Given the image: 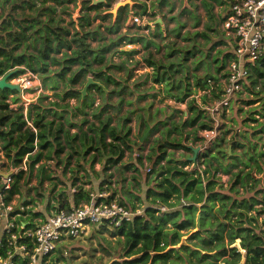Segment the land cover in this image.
<instances>
[{
  "label": "trees",
  "instance_id": "16d2710c",
  "mask_svg": "<svg viewBox=\"0 0 264 264\" xmlns=\"http://www.w3.org/2000/svg\"><path fill=\"white\" fill-rule=\"evenodd\" d=\"M213 1L219 3L220 6L225 4L223 0ZM72 2L74 1L43 0L42 3L45 5L41 6H37L34 0H8L5 3V15L0 22V77L8 71L23 65L34 74L36 72H46L48 60L52 58L50 55L58 54L60 50L65 49L71 51V53L64 52L62 59L56 57L51 59L54 66L60 67L58 72L55 73V78L63 80L64 76L71 72L68 80L74 86L77 84L83 86L87 77H93L94 80L103 84L105 89H108V85L112 84L116 89L109 92L108 98L116 91L117 94H120L127 89L130 91L129 94L138 93L141 98H146L148 97L146 95L147 90H154V85L165 83L166 86L162 92L154 90L150 97L161 96L173 99L177 103L186 102L188 111V117L180 123L171 124V128H194L197 124L200 126L199 129L208 127V124L203 121L204 111L190 97L196 91L206 89L208 80L216 82L217 74L224 69L223 59L220 66L215 65L219 63L220 55L218 54L220 51L216 52V55L211 58V62L208 60L211 50L217 46L216 43L209 47L204 57L193 55L192 46L196 43L191 44L192 46L190 45L183 55L181 54L182 49L175 48L174 44L169 46L170 52L166 53L162 59L155 58L150 52L147 57H144L143 62L147 67L152 68V74L150 76L148 74L143 75L142 83H135L134 87L130 88L125 78L110 73L112 69L117 72L122 71L123 68H126V63L102 67L106 62L105 54L116 50L117 54L131 57L139 52V50L120 51L119 47L122 43L125 45L142 43L145 49L153 46L157 51L159 50L158 45L142 35H123L117 36V39H109L108 45H99L96 49H92L88 39L90 41H96L97 38L101 41L106 39L101 31L116 35L121 28V22L125 21L123 14L126 13L128 8L119 10L114 23L111 22L104 28L98 25L96 29L85 32L83 27L90 28L91 19L88 15L83 14L79 18V32L75 29L73 21H69V24L73 27V34H71L70 29L62 24L65 23L63 15L70 16L64 5ZM166 4L167 2L162 0L158 6L160 8ZM200 4L207 20L214 24L216 18L213 13V4L208 0H201ZM83 6L86 12H90L97 11L101 7L110 8V3L107 2L96 7H90L88 4ZM58 7H61L60 15H57ZM137 7L140 8V16L147 14L145 4L137 5ZM17 9L20 10L19 14L16 12ZM172 10L173 8L170 9V12ZM186 12L192 17V13L188 10L180 11V16ZM107 17L111 18L110 15L100 16L96 14L92 20L99 19L102 21ZM174 19L177 20V17ZM193 19L192 27H197L199 20L195 17ZM181 27H184V23L178 21L177 28L174 30L175 35L178 34ZM156 28L158 29L159 26L156 25ZM206 28L213 31L212 26L207 25ZM199 34L209 42L212 40L211 36L204 33H193V36ZM152 37H156V34L154 33ZM189 38L186 37V39ZM29 40L32 41L31 46L37 51L36 55H24V49L28 46ZM18 50H23V52L17 55L15 53ZM177 54H181V58L176 57ZM223 55L224 59L229 60L231 58L229 52ZM170 59L173 61H170ZM31 60L35 61L36 66L33 65ZM189 60H192L191 64H194L193 69L197 68L199 63L206 62V72L202 77L190 75L189 70L184 71L188 69L186 63ZM195 63H197L196 66ZM95 65L99 67L96 68ZM211 65H214L215 75L209 73L210 69L207 70ZM260 66L264 68V62L253 65L250 70L257 75L256 77L261 79L264 77V71L258 69ZM73 67H76V71H72ZM180 71L184 73L181 77L176 78L174 74H178ZM21 73H23V70L17 71L11 76V79L16 78ZM221 76L224 77V74L222 73ZM149 79L152 85H149ZM56 83L57 81L52 85L53 90L57 88ZM256 83L257 79H254L251 81L250 86L254 87ZM72 85H66L68 91L65 92L64 97L80 100L81 90H72L74 88ZM143 85L148 86V88L140 91L139 88H142ZM91 89L97 90L103 97L105 96V92L101 88L90 86L88 90ZM13 94H16V92L0 90V148L8 159H13L14 163L18 164L25 155L33 152L34 141L37 139V151L34 155L29 156V176H31L34 165L42 158L46 160H53L52 157L59 158L64 151L62 140L70 148H77L74 144L78 136H72L69 131H64L61 123L56 124L54 121H48L41 124L45 116L40 112L35 114L32 119L33 126L37 128V133L34 134L24 120L22 109L20 111L9 109L8 96ZM13 100H16L13 101V103H16L18 98ZM106 110L107 108L103 107L94 116L99 118ZM253 112H250V114L252 115ZM83 114L87 115L86 113ZM128 120L126 119V121ZM245 120L257 122L252 117ZM86 122L87 120L84 119L83 123ZM109 123L110 118L106 117L98 126L91 124L87 130L96 134L98 141L102 144L104 143L105 133L121 142L123 148L109 144L111 149L117 151V154L114 160L107 162L114 161V163H117L123 158L124 151L129 152L132 144L135 145L136 143L129 140V131L121 137L117 136L115 128L109 127ZM258 127L260 128L255 132L264 134V125L258 124ZM151 133L152 131L149 134ZM81 138V142L84 144L87 138L86 133L81 134ZM53 145L55 147L50 151L49 149ZM175 146L188 151L185 146ZM251 148L253 149L252 154L249 151L245 153L248 158L244 163L243 170H237L235 173L232 170L238 169V166L236 168L231 167L232 158L227 155L226 151L218 147L216 153L213 154L208 149L203 155L204 161L202 164L205 166L204 175H206L203 184L201 178L189 176L182 171V167L189 163L186 159L179 162L171 157L167 160L166 165H162L167 148L164 143L156 139L146 157V161L152 166L149 175H152L150 183H153V187L147 191L146 198L150 199V206L159 203V205L170 208V211L160 213L154 208L147 207L142 216H137L131 223L113 230L114 236L123 238L121 243L123 255L121 261H115L112 264H185V258L180 252L187 254L190 258L194 257V261L190 260L189 264H216L220 258L226 256L227 252H229L230 259H226L224 264H240L242 257L236 252V249L220 250L225 245V239L228 246L234 244L235 240H240L239 245L246 252L243 264H264V236L261 234L260 226L256 223V218L250 215L258 201L254 198L235 200L214 192L215 189L222 188L220 179L217 177L218 173L231 175L234 182L231 184L230 192L234 196L238 195L239 188H247L252 184L256 186V182L251 176L253 169L250 166L251 161L257 162L255 156L256 146L252 144ZM46 150L49 153L44 156L43 151ZM210 155L211 157H209ZM21 177V175L17 177L11 195L22 192L21 187L18 185ZM46 178L49 179V176ZM44 179L45 177L40 178V180ZM125 179L123 176L121 182H124ZM251 188L253 186H249L248 190L250 191ZM260 192L258 190L256 193ZM81 194H83L82 190L75 191L73 206L78 205L77 197H80ZM55 199L58 210H68L70 208L62 195ZM261 212L263 211L258 213ZM34 217L46 218L47 215L45 213H33L32 218ZM190 230L193 232L190 234L189 240L193 243L182 245L179 249H176V246L181 242L182 232L188 233ZM217 250L219 251L214 253ZM57 253L59 254V258L56 257L57 261L65 260L61 250H57Z\"/></svg>",
  "mask_w": 264,
  "mask_h": 264
},
{
  "label": "rangeland",
  "instance_id": "374dc122",
  "mask_svg": "<svg viewBox=\"0 0 264 264\" xmlns=\"http://www.w3.org/2000/svg\"><path fill=\"white\" fill-rule=\"evenodd\" d=\"M37 6H41V5H45L44 3H42L43 0H34ZM118 1H124V0H112L110 2V8H105V7H101L100 9H98L97 11H90V12H86L84 10V8H82L83 10L81 11V15L82 14H86L89 16V18L91 19V23H90V28L85 26L83 27V31H88V30H94L96 29V27L98 25H101L103 28L108 26L111 22H112V17H107L105 20H92L93 17L96 14H99L100 16H103L104 13L108 10H111L114 6V4ZM140 4H145L146 7L149 9L148 10V15H147V21L151 24H155L157 19H161L163 28L160 31L159 29L155 32L156 37H152L151 32H143V29L138 27V25H134L131 21V12L133 13V9H127L126 13L123 14V17L125 18V21L121 22L120 27L122 28L123 23L126 22L127 25H129V31L128 29L126 31H121V28L119 30V32L116 35H110L106 32H103V35L106 37V39L104 40H99L97 38L96 41H90L88 39V41L90 42V45L92 47V49H96L99 45H108L109 44V39H117V36H123L128 34V36H132V35H143L146 38H149L150 40L154 41L156 43V45H158L159 50L157 51L155 47H151L152 50L150 48L145 49L143 46H138L137 48L131 45H125V44H121L119 47L120 51H124V50H139L140 52L138 54L144 53V56L147 57L148 54L151 52H154V54L157 56L156 58H163L165 56L166 53L170 52V48L169 46L173 45L175 46V48L178 49H182V55L183 53L186 52V50H188L189 46L193 43H196V45H191L192 46V50H193V55H199V56H205L206 51L209 49V47H211L212 44L216 43L215 46L211 52H210V57L208 58V60L210 61L211 58L216 55V52L220 51V53L218 55H220V59L218 60L219 63L215 64L216 66H220L221 64V60H224V69L217 75H221L222 73L224 74L227 64H228V59H224V55L228 53L229 50V45H228V40L226 38H224V34L222 33V31L220 30V23H221V19L222 16L224 14V7L220 6L219 3L215 2V1H211L208 0L210 3L214 4L215 3V8H214V15L216 18V21L214 22V24L210 21L207 20V18L205 17V13L202 9V6L200 4V0H167V4L165 6H162L158 9V11H154L153 8H155V4L158 5L160 3V1L162 0H137ZM220 1V0H219ZM146 2V3H144ZM148 3V4H147ZM67 8L68 13L70 14V16H66L63 15V18L65 19V23H63L62 25L66 26L67 28L70 29L71 34H73V27L69 24V21L72 20V14L74 13V10L76 9V2H72L70 4H65L64 5ZM62 7V6H61ZM61 7L57 8V15H60V10ZM84 7V6H83ZM9 8V6H8ZM173 8L172 12H170V9ZM6 9V7H5ZM182 10H188L190 11V13H192V17L189 13H183L180 16V11ZM18 14L20 13V10L17 9L16 11ZM136 16L140 17L139 14V10L136 12H134ZM177 17V20L179 22L184 23V27L179 28V32L177 35H175L174 30L177 28V20H175L174 18ZM197 18L199 20V23L197 25V27H192L193 23H194V19L193 18ZM127 20V21H126ZM129 21V22H128ZM128 22V23H127ZM157 24H159L157 22ZM212 26L213 31H210L208 28H206V26ZM201 33V34H207L208 36L212 37V40L209 42L208 40H206L205 38L201 37V35H195V37L193 36V33ZM186 37H190L189 39H186ZM28 46L24 49V55H36L37 51L31 46L32 41L29 40L28 41ZM191 50V53H192ZM23 50H18L15 54L20 55V53H22ZM64 52H67L68 54L71 53V51L69 50H65L62 49L60 50V53L58 54H52L51 57H56L57 59H62ZM181 54H177V56H179L181 58ZM143 55V54H142ZM143 56V57H144ZM106 57V62L105 66L108 65H119L120 64V59H121V55L116 53V50H112L110 53L105 54ZM178 57V58H179ZM49 58L48 60V65H47V72H36L35 74L33 72H31L30 70H28L26 68V66H20V67H16V71H21L23 70V73L19 74L16 78L11 79V77L9 78V82L12 85H18L20 87L21 92L20 93H16L13 95H9L8 96V100L10 99V104H9V109L11 110H15V111H20L22 109L23 113L25 112V109H27V118L29 120H32L34 115L37 114L38 112H40L41 114L45 115H49V116H56V117H60L65 119L63 128L65 129V131H69L70 130V125L72 123V125H78V121L76 120L74 121L73 118H75L72 114H73V110L72 108L74 107L73 105L69 106L66 104L65 107L64 104H62V102L64 100H66V98L64 97L65 92H67L68 88H66V85H72L71 82L68 80L70 77V73H67L66 76H64L63 80H59L57 78H55V73L58 72V70L60 69L59 66H54L51 62V59ZM172 59V58H171ZM170 61H173L171 60ZM222 60V62H223ZM31 62L33 63L34 66H36V63L34 60H31ZM191 60H189V62L186 63V66L189 65L188 69H185L184 71H188L191 69H193L194 64L190 63ZM211 62V61H210ZM197 63H195L196 66ZM95 67H99L98 65H95ZM205 68V72H206V62H201L199 63L198 68H201L202 70H204ZM213 66L211 65L210 68H208L207 70H211ZM76 67L72 68V71H76L75 70ZM100 69V68H99ZM216 70L213 69V72H215ZM32 73L33 75H35V77H33L32 75H29L28 73ZM184 72L180 71V73H178V75H182ZM27 74V75H26ZM4 76V75H3ZM257 75L255 73H252V71L250 72V78H248L249 80V89H246V87H243L242 91L234 96V99H232L230 106L226 109L227 111H225V113L221 114L219 116V138H225L226 135H228V133H232L234 134V138L235 137H242L244 138V142H245V147L250 146V144H253L256 146L255 148V153L256 156H261V146H262V134H257L255 131L258 130L260 127H258V124L264 125V77L263 78H258L256 77ZM20 77H25L26 79L30 80V84L31 87H36L37 83H40V87L42 92L39 93L38 89L33 90V92L30 91H24L22 88V85L20 84V82L18 81V78ZM143 76L139 77L137 81H139V83H142ZM1 78V77H0ZM44 79V81H43ZM257 79V83L254 85V87L250 86V83L252 80ZM55 81H57L56 84H58L59 87H61V92H57L56 94L60 95V99L59 102L60 103V108H58L57 106H59V104L56 106L57 102H50L48 101V97H47V92L45 91L47 87L51 88V85H53L55 83ZM74 86V85H72ZM81 85L77 84L74 86V88L76 89H81ZM148 88V86H145L144 90H146ZM155 90V89H154ZM154 90H147L146 95H148V97H150L153 93ZM155 91H158L157 89ZM88 92H90V90H88ZM53 94V93H51ZM50 94V95H51ZM96 94L100 97H103L97 90H96ZM63 97V99H62ZM14 98H18V101L15 103H13ZM54 101H56L55 98L51 97ZM69 98V97H67ZM147 98V97H146ZM162 98V99H161ZM76 99V98H75ZM81 99V98H80ZM77 100V99H76ZM75 100V103H76ZM88 101V105H92V101L90 99L89 96V100L88 97H85V101ZM173 100V99H172ZM170 100V98L168 97H161V96H157L155 98H151V102L150 104H148V106L146 105L144 107V111L145 113L148 115L153 111L154 105L157 106V108H162L163 112L162 115L163 117L161 119H163V122H161L162 124L165 123V121L170 120L172 121L171 124L173 123H180L183 120V115H172V117L169 115L170 112H168V110H172L173 107L177 108V106H175L174 104H172L173 102ZM256 102H259L258 106H254ZM207 105V104H204ZM135 106L137 107V103H135ZM141 107V106H140ZM135 107H133L131 105V107L128 109V111L131 110H136L134 109ZM240 109V110H239ZM121 110V109H120ZM174 111V110H172ZM254 111V112H253ZM261 111V112H260ZM135 112V111H134ZM176 112V111H174ZM250 112H253V114L251 115ZM158 113L156 112L155 117L157 118ZM254 115H258V117L260 118V120H257V122H252L249 120H245L248 117H252ZM173 116L175 117L174 119ZM130 118V117H127ZM234 119L236 121H234ZM130 120V119H129ZM245 120V121H244ZM207 124L210 125V121L207 120L206 122ZM86 124V123H85ZM144 125H146V127H149V122H144ZM81 128L84 127V124H81ZM66 126V127H65ZM78 128L80 126H77ZM76 128V127H74ZM200 126L199 124L195 125L194 128H185L186 131H184V129H180L178 128H172L175 131H179L181 133L180 135V140H178L176 143L182 144L184 142V144L186 143L187 140H195L196 136L198 135V132L202 129H199ZM77 129V128H76ZM156 129V125L151 129L152 131H154ZM228 129L230 130V132L228 131ZM70 133V131H69ZM143 132L140 131L139 134H142ZM228 137V136H227ZM185 139V140H184ZM159 140V139H158ZM231 140V138H230ZM143 141V140H142ZM155 141V140H154ZM154 141L151 143V145H147V143H144L142 145V143L138 142L137 140L134 141V143H136L135 145L132 144L131 149H130V153L133 154V152L135 150L139 151V149L143 148V147H148V152H150V148L153 146ZM161 141V140H160ZM232 141V140H231ZM62 144L64 145V149L65 148H69L70 146L67 145L65 143L64 140H62ZM214 144V143H213ZM54 145L49 149L50 151L54 149ZM216 147V146H215ZM228 147V146H227ZM244 147V146H243ZM144 149V148H143ZM142 149V150H143ZM231 149V148H230ZM1 150V148H0ZM72 152L74 153V155L77 157L79 156V160H85L87 154L89 153L90 149H86V147L83 148H73L71 149ZM84 150V152H82ZM178 150H182V149H176L174 151H168L166 150V155H167V160L171 159V157L179 162L184 161V159H187L186 154H182L180 152H178ZM216 149H210L211 153H213ZM235 150V149H234ZM228 151V150H227ZM245 151V150H244ZM48 150L43 151V155L46 156V154H48ZM232 153H234V151H232ZM132 154H130V156L128 155V159H134ZM5 155V153H4ZM53 156V154H52ZM211 157V155L209 156ZM54 157H52L53 159ZM72 156H69L66 160L64 158V160L61 162L60 165V169L59 172H56V174H52L53 176L56 177V186L53 188L51 186L45 187V182L48 180H40L41 177H46L48 175L47 170L51 171V173L53 172V168H48L49 164L47 163L49 160H46L45 158H42L41 161H39V168L36 169L35 171H32L31 176H28V178H26V180H23V183L21 184V189L22 192L20 195V201L23 200V198H25V204L28 207V209L26 210V213L29 215V218L27 220H25V222H29L30 221V217L33 213H45V215H50L51 211H54V207L53 206H58V204L56 203V199L58 196L62 195L64 197H66L65 195L70 193L69 190V184L71 183V186H73L74 184H76L77 181H74V179L78 177L79 172L76 171V169H73V172H71L69 166L71 165L70 160H71ZM78 158V157H77ZM55 159V158H54ZM101 159V158H100ZM136 159V158H135ZM93 162H95L96 160H98L96 157H93ZM167 160L166 157L164 159V163L162 162V165H166L167 164ZM54 161V160H53ZM143 165H142V163ZM232 164L231 167L236 168L237 166H244L245 161H243L242 157L239 154H236L232 157L231 160ZM136 163H138L140 169H138V171L136 170L137 174L140 176L138 177L137 181H134V185L130 184V186L127 188L125 186V181L121 182V179L123 177V173L120 171H116L115 173H108L107 171H102L101 174L105 177V180L101 183V186L105 184V187L102 188V190H104L105 192H107L110 195V200H115L118 203H122L123 205H125V207H127L128 209L131 210H143L146 207L150 206V199L146 198V192L148 191V188L142 186L143 184L145 186H148L149 188L151 187L150 183V178L152 177V175H149L151 173V168L152 166L145 160H141L139 162V160L136 161ZM70 164V165H69ZM56 165V161L51 164V166H55ZM45 167V168H44ZM57 167V166H56ZM59 167V166H58ZM75 168L76 165H74ZM146 169H150V172H146ZM40 170H42L44 172V175L42 176V173L40 174ZM237 170H243L242 168H239ZM107 172V173H106ZM88 175V173H85ZM91 175H95V172H91ZM97 177H99V173L97 172ZM136 176L135 175H131L128 178L130 179L131 183L134 180ZM86 179H88V176L85 177ZM137 178V177H136ZM141 179V180H140ZM152 180V179H151ZM54 183V182H53ZM58 184L61 185L60 190H64L62 192H57V186ZM87 184V181H83L80 182V185H78L77 187H79V189L84 188V185ZM144 188H142V187ZM153 187V186H152ZM151 187V188H152ZM249 188V187H247ZM144 189V192H143ZM51 193V195H50ZM65 194V195H64ZM252 194L256 196V194L253 193L252 190L249 191L248 195H245L243 197H239L238 195L235 196V200H239V199H249L250 197H252ZM237 198V199H236ZM234 199V198H233ZM42 218V217H41ZM113 230L109 229V230H92L91 232L89 231V234L87 236H83L80 238H75L72 240H69L67 243H62L59 245V248H62L66 251L67 255L65 256V261L67 262V264H112L115 261H121V257L123 255V246H122V240L123 238H119L117 236H114L112 233ZM193 231H188L187 232H182L183 236L180 239V244L182 242H184L183 245H188L189 243H193V241H190V234ZM180 244L176 246V249L180 248ZM222 249H230V246H228L227 240L225 239V245ZM61 250V249H59ZM62 251V250H61ZM214 251L215 252H218ZM183 257L185 258V264H189L190 260L194 261V257L190 258L187 254H183L182 252H180ZM56 257L59 258V254L56 252ZM229 260V252H227L225 257H222L219 259L218 262H216V264H224L225 260ZM244 261L241 260L240 264H243Z\"/></svg>",
  "mask_w": 264,
  "mask_h": 264
},
{
  "label": "built area",
  "instance_id": "2783aa9c",
  "mask_svg": "<svg viewBox=\"0 0 264 264\" xmlns=\"http://www.w3.org/2000/svg\"><path fill=\"white\" fill-rule=\"evenodd\" d=\"M8 0H0V22L5 15V3ZM224 14L220 23V30L224 38L228 40L231 50V58L228 61L224 77H218V82L208 80V87L200 89L191 95L190 99L195 100L198 106L204 111V115L210 121L207 128L198 132L195 140H187L184 144L188 151L178 150L186 154L189 163L182 167V171L189 176L201 178L203 184L206 178L204 175L205 166L203 155L208 151L219 135V116L230 106L234 96L239 94L250 76L251 67L257 63L264 62V0H223ZM147 15L136 16L131 13V21L143 32H149L154 24L147 21ZM29 75H33L31 72ZM27 75V74H26ZM24 91L33 92L38 89L42 92L40 83L36 87H31L30 80L25 77L18 78ZM216 95V96H214ZM203 101L202 99H205ZM171 100V99H170ZM10 99L7 103L10 104ZM175 106L184 105L174 100ZM207 104V105H204ZM27 126L37 133V128L33 126L32 120L27 118V109L23 113ZM254 119L260 120L258 115ZM37 139L34 141V150L25 155L18 164L4 155L0 150V264H67L65 260H56V252L61 249L65 257L66 251L59 248L62 243L69 240L87 236L92 230H116L123 225L129 224L137 216H142L144 210H131L115 200H110V195L105 192L90 193L85 203L72 206L68 210H58L57 206L46 218L30 217L26 213L28 207L25 198L20 201V194L11 195L12 187L19 175L21 179L18 185L21 187L23 180L29 176V156L37 151ZM264 151V135H263ZM192 149H198L195 162L188 159L193 156ZM148 148L136 151L133 157L146 160ZM13 161V166H12ZM39 162L34 165V171L39 168ZM180 168V167H179ZM147 173L150 169L145 170ZM222 188L215 189L216 194H222L235 199L231 194L230 187L234 182L232 177L217 174ZM254 194L256 192L253 191ZM249 194L248 188H239L238 196L243 197ZM262 195L256 194L250 198L258 201L250 215L256 218V223L260 226L261 234L264 236V199ZM237 199V198H236ZM160 213L169 212L170 208L159 205L149 206ZM148 207V208H149ZM259 211H263L260 214ZM240 240L230 248L236 249L244 261L246 255L240 245Z\"/></svg>",
  "mask_w": 264,
  "mask_h": 264
},
{
  "label": "crops",
  "instance_id": "0c3cea01",
  "mask_svg": "<svg viewBox=\"0 0 264 264\" xmlns=\"http://www.w3.org/2000/svg\"><path fill=\"white\" fill-rule=\"evenodd\" d=\"M135 1L138 4H140L137 0H135ZM148 1H150V0H148ZM165 1L167 2V0H165ZM200 2H201V0H200ZM144 3H146V2H144ZM163 6H165V5H163ZM213 6H215V3L213 4ZM154 7H155V8H153L154 11H158L159 6L155 4ZM215 7H213V13H214ZM138 10H139V13H137ZM148 10L149 9L146 7L147 13H148ZM133 11L140 15V8L139 7L136 6L133 9ZM157 22L159 24H157ZM156 25L159 26L158 29L161 31L163 28L161 19H157L154 26L151 27V29H150L151 35H153L158 30L156 28ZM128 28H129V25H127L126 22H124L123 26L121 28V31H126ZM128 31H129V29H128ZM126 35H128V34H126ZM132 36H134V35H132ZM131 46H133V45H131ZM138 46H143V45H142V43H137L134 45L135 48H137ZM149 48L152 50L151 47H149ZM124 51H126V50H124ZM228 52L231 54L230 48H229ZM138 53L134 56H131V57L128 55H121L120 63H126V68H123L122 71H120V72H117L113 69L110 70V73L114 74L115 76L125 78L127 80V85L130 88H132V86L134 87L135 83H139V81H137L139 77H141L145 74H148L149 76L152 74V68L147 67L143 62V59L145 57L144 53H141V54H138ZM151 54L155 58L157 57L154 54V52H152ZM188 67H189V65H188ZM213 69H214V65L211 68V70L209 71V73L215 75L216 73L213 72ZM258 69H260L261 71H264V68L262 66L258 67ZM189 74L202 77L205 74V68H204V70H202L201 68L191 69V67H190ZM174 75L176 78L181 77L178 74H174ZM219 76L220 75H217V81L216 82H218ZM149 85H152V83L150 82V79H149ZM248 85H249V80L247 79L245 84H244V87H246V89H249ZM165 86H166L165 83L160 84V85H154V89L155 90L157 89L158 91L162 92L164 90ZM56 87L57 88L55 90H53L52 89L53 87L51 85V88L47 87L45 91L47 92L48 101L57 102L56 104L57 105L59 104V106H57V105L56 106L58 108H60L61 106H60V103H58V102H59V99L61 97H60V95H58L56 93L59 91L61 92V87H59V86H56ZM144 88H145V86L143 85L142 88H139V90L140 91L144 90ZM113 89H116V88L112 84H109L108 89H105L107 91L105 93V96L100 97V98L96 94V90L91 89L90 92H88V90H87V95L85 97H88V100H89V96H90V99L92 101V105H90V106L88 105V101L87 100L85 101L84 99L83 100H81V99L76 100L75 98H66V100H64L62 102V104L65 103L63 107H65L66 104L68 106H69V104H70V106L71 105L74 106L72 108V110H73L72 115L75 117V118H73V120L74 121L79 120L77 123L78 125H72V124H75V123H72L70 125V130H69L70 135H72V136L77 135L78 136V139L75 141L74 145L77 146L78 149L83 148V147H86V149L87 148L90 149L85 160H79V156H77L78 157L77 158L74 155V153L72 152L71 149H73V148H70V149L65 148L63 153L60 154L58 159L53 158L54 161L49 160L47 162L49 164L48 168L52 167L53 172L51 173V171L47 170L48 175L46 177L49 176L50 180L45 177L44 180H48L45 182V187L51 186L54 188L56 186L57 181H56V177L53 176L52 174L55 175L56 172H59V169L61 168L59 164H61V162L64 160V158L66 160L69 156H72V158L70 160L71 165L69 164L70 165L69 168H70L71 172H73V169H76V171L79 172V175H78L77 179L76 178L74 179V181H77L76 184L71 186V183H68L69 184L68 188L70 190V193L68 195L64 194L66 197L63 196V198L66 199V201L68 202L70 208L75 203V200L73 198L75 191L79 192V190H82V192H83V194H81L80 197H77L78 205L85 203L87 201V199H88L87 197L89 196L90 193H99V192L104 191V190H102V188L105 187V184L101 186V183L105 180V177L101 174L102 171L103 172L107 171L108 173H115L116 171L122 172L123 176L126 178L125 186L127 188L130 186V184L134 185V181H137L138 177H140L136 172V170L138 171V169H140V167H139L138 163H136V161L139 160V162H140L141 159H135L134 157H133L134 159H128V155L130 156V154H132V153L128 152L127 150L124 151V156L119 162H117V163H114V161L107 162L109 160H114L116 158L115 156L117 154V151L115 149H111L109 144L118 145L120 148H123V146H122L120 141L116 140L115 138L114 139L111 138L109 136V134H107V133H105L104 143L103 144L100 143L97 139L96 134H94L93 132H89L87 130V128L91 124L98 126L101 121H104L106 119V117H109L110 118L109 127L115 128L117 136H120V137L123 136L124 134H126L127 131H129L128 138L131 142H134L137 140L138 142L142 143V145L144 143H147V145H151V143L154 140L159 139V140H161L162 143H164L166 145V148H167L166 150H168L169 152L174 151L176 149H179L175 145L184 146V142L182 144L176 143L178 140H180L181 133L179 131H175L171 128V123H172L171 119L165 121V123H163V124L161 123V122H163V119H161L163 117V115H162L163 109L162 108H157V106L154 105V108H153V111L151 112V115H150V113L148 115L145 113L144 107L146 105L148 106V104H150L151 97L141 98L138 93L129 94L130 91L127 89L126 91H124L123 93H120V94H117L116 93L117 91H116L115 93L110 95V98H108L109 92H111ZM72 90H79V89L73 88ZM51 93H53V94H51ZM51 97L55 98L56 101H54ZM75 100H76V103H75ZM202 100L205 101L206 98L202 99ZM135 103H137V107L135 106ZM131 105L133 107H135L134 109H136V110L128 111V109L131 107ZM258 105H259V102H256L254 106H258ZM103 107H106L107 110L105 112H103V114H101V116L99 118H96L94 116V114H97L98 111L100 109H102ZM172 110H174L176 112H174ZM172 110H168V112H170L169 115L171 117H172V115H176V114L177 115L178 114L183 115V120H185L188 117L186 102L184 105L177 106V108L173 107ZM156 112L158 113L157 118L155 117ZM83 113H86L87 115H84ZM127 117H130V118H127ZM174 118L175 117L173 116L172 119H174ZM84 119L87 120L86 124L83 123ZM126 119H130V120L126 121ZM207 120H208V118L204 115L203 121L207 122ZM48 121H54L56 124L61 123V124L65 125V123H64L65 119L61 118V116L56 117V116H52V115L51 116L45 115V118L41 122V124L46 123ZM234 121H236V120L234 119ZM144 122H146V123L149 122L148 128L146 127V125L143 124ZM81 124H84L83 128H81V126H82ZM155 125H156V129L154 131H152L151 129ZM77 126H80V127L78 128ZM74 127H76L77 129ZM167 130H169V132H167ZM64 131H65V129H64ZM140 131H142L143 133L139 134ZM150 131H152L151 134H149ZM184 131H186V130L184 129ZM228 131L230 132L229 129H228ZM83 133H86V135H87V138H86V141L84 144L81 142V140H82L81 134H83ZM263 135L264 134H262V142H263ZM233 136H234V134H232L231 132L228 133V135H226L225 138H219V136H218L216 138V140L213 142L214 144H212L209 149H216L217 150L218 147H220L222 150L226 151V153L229 157L232 158L234 155L239 154L242 157L243 161H246V159L248 158V155H245L246 151H249L251 154L253 153V149L251 148L252 144H250V146L247 149V147H245L246 144L244 142V138H242L240 136L234 138ZM230 138L232 141L230 140ZM143 148H148V147H143ZM142 149L140 148L139 151ZM180 149H182V148H180ZM260 149H261L262 155L260 157L255 155L257 162H255V161L250 162V166L253 169L252 174L255 176L254 180L256 182V186H254L253 184L249 185V186H253V188H251V190L254 192H257L258 190H260L261 192L258 194L262 195L264 193V151H263V143H262V146ZM216 150L213 152V154L216 153ZM227 150L228 151L230 150V154ZM136 151L137 150H135L134 152H136ZM232 151H234V153H232ZM82 152H84V150ZM132 156H133V154H132ZM93 157L94 158L96 157L98 160L93 162L94 161ZM165 157L167 160V155ZM55 161H56V165L51 166V164H53ZM163 163H164V160H163ZM225 163H227V162H225ZM74 165H76L77 168H75ZM142 165H143V163H142ZM242 167L243 166H238V169L242 168ZM236 171H237V169L232 170L233 173H235ZM91 172H93V173L95 172V175H91ZM97 172L99 173V177H97ZM85 173H88V175ZM131 175H135L137 177V178L136 177L134 178L132 183H131L130 179L128 178ZM86 176H88V179L85 178ZM228 176L231 177V175H228ZM153 180L154 179H152V181ZM83 181H87V184L84 185V188L79 189V187H77V186L80 185V182H83ZM142 186L149 189V187L145 186L144 184ZM152 186H153V183L151 184V187ZM60 187H61V185L58 184V186H57V192L58 193L64 191V190H60ZM144 187H142V188H144ZM143 192H144V189H143ZM50 195H51V193H50ZM262 199H264V195L262 196Z\"/></svg>",
  "mask_w": 264,
  "mask_h": 264
},
{
  "label": "water",
  "instance_id": "95a60500",
  "mask_svg": "<svg viewBox=\"0 0 264 264\" xmlns=\"http://www.w3.org/2000/svg\"><path fill=\"white\" fill-rule=\"evenodd\" d=\"M76 2V9L74 10V13L72 14V21L74 23V27L75 29L79 32V18L81 17V11L83 8L84 4H88L90 7H96L98 5H103L106 4L107 2H111L112 0H73ZM139 5L135 0H124V1H118L114 4L113 8L111 10H108L104 13V15H110L112 17V23L115 22L118 12L120 9L123 8H128L130 10H132L134 8V6ZM16 69H12L10 71H8L4 76H2L0 78V90H9V91H14L16 93H20V87L18 85H12L9 82V78L14 75L16 73ZM90 86H96L101 88L105 93L107 92L105 90V87L95 81L92 77H87L86 82L84 83V85L82 86V89L80 91V95H81V100H83L85 98V96L87 95V90L89 89ZM230 154V150L228 151ZM192 153L193 156L191 158H189L188 160L190 162H195L196 160V156L198 153V149H192ZM12 166H13V161H12ZM254 179L255 176L252 174L251 175ZM240 200V199H239ZM184 244V242H182L180 244V247Z\"/></svg>",
  "mask_w": 264,
  "mask_h": 264
},
{
  "label": "flooded vegetation",
  "instance_id": "af4514ba",
  "mask_svg": "<svg viewBox=\"0 0 264 264\" xmlns=\"http://www.w3.org/2000/svg\"><path fill=\"white\" fill-rule=\"evenodd\" d=\"M52 55V54H51ZM50 55V56H51ZM46 72L48 73V70H46ZM55 86H58V84L57 85H55ZM42 173V176L44 175V172L43 171H40V174Z\"/></svg>",
  "mask_w": 264,
  "mask_h": 264
}]
</instances>
